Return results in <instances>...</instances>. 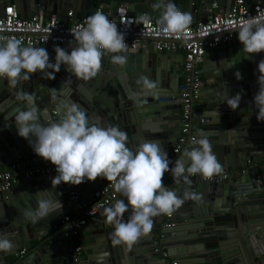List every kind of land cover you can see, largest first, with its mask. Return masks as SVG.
Returning a JSON list of instances; mask_svg holds the SVG:
<instances>
[{
  "label": "water",
  "instance_id": "obj_1",
  "mask_svg": "<svg viewBox=\"0 0 264 264\" xmlns=\"http://www.w3.org/2000/svg\"><path fill=\"white\" fill-rule=\"evenodd\" d=\"M0 1H4L5 5L13 4L18 15L23 18L38 15L49 18L70 8L74 20H79L83 17L82 12H85L84 17H89L98 4H126L128 12L149 15L155 20L160 15V10L154 7L157 0ZM221 1L223 3L224 0ZM226 1L229 7L233 0ZM245 1L249 6L258 2ZM172 2L179 10L189 12L193 16L192 21H195L197 11L203 14L210 0ZM205 20L206 17L201 19L203 22ZM57 46L69 54L73 48L71 45L43 47L49 53L50 63H55L54 48ZM242 49L243 45L239 44L203 56L199 71V94L193 103L197 104L200 114L195 116L192 113V128L205 131L223 171L230 174L242 168V172L230 174L219 182L189 178L190 183L181 180L176 184L171 172L163 176L164 186L174 190L181 198L185 192H195L201 199L198 202L186 200L170 217L169 227L164 226L166 215L153 218L151 232L141 237L130 251L124 245L113 246L110 236L113 227L103 228V224L99 223L94 245H88L86 239L80 240L83 254L91 264H172L171 259L175 264H264V121L257 120L258 109L254 104V96L259 90L257 68L259 61L264 59V52L246 57ZM120 54L127 57V63L123 67L116 65L112 75L108 72L112 64L110 56L102 58V66L108 69L99 75L109 77V82L104 84L95 81L82 85L81 79L66 71L64 65L55 73L54 79H43L42 73L37 72L31 75L29 81L18 84L17 89L9 88L6 80L0 81V168L28 158L32 148L28 140L18 135L14 123L17 110H24L26 106L25 102L15 98L19 90L35 95L41 123L58 121L57 109L65 102L75 103L92 120L98 118L102 126L115 125L126 132L129 148L135 150L139 143L152 140L159 143L167 154L170 153L181 135L178 98L182 90L183 54L177 53L175 56L179 59L168 62L166 66L160 64L161 53L148 48L126 50ZM233 60L235 64L227 68ZM237 71L242 76L240 80L235 76ZM140 76L156 83L155 95H148L142 86L137 85ZM110 78H113L112 81ZM63 84L67 89L61 91ZM237 93L241 95V100L238 109L233 111L225 99ZM41 161L51 163L38 155L33 158L34 163ZM245 163L251 165L243 168ZM56 175L23 180L26 184L31 185L33 182L32 185L38 184L40 187L34 189L30 208L13 199L11 193L14 189L0 194V237H7L14 244L11 252H0V264L72 263L70 241L65 235L68 226L62 223L66 208L64 191L70 185L61 183L53 188L51 181ZM106 181L98 177L94 182L86 180L71 187L86 201ZM43 190H49L43 195L52 200L59 199L63 208L33 224L25 218L24 212L36 209L40 198L37 192ZM117 199L124 197L117 194ZM183 211L191 213L185 219L188 221L186 225L171 227L172 222H179L182 216H176ZM125 215L128 219L130 212ZM192 218L194 220L189 221ZM90 226L87 224L81 228L80 235L86 233ZM158 247L159 252L155 251ZM21 249L26 254L16 257ZM163 250L169 253L170 258L161 257L160 251ZM105 253L106 257L100 261L99 257Z\"/></svg>",
  "mask_w": 264,
  "mask_h": 264
},
{
  "label": "clouds",
  "instance_id": "obj_2",
  "mask_svg": "<svg viewBox=\"0 0 264 264\" xmlns=\"http://www.w3.org/2000/svg\"><path fill=\"white\" fill-rule=\"evenodd\" d=\"M154 7L160 10L156 24L165 32L180 35L192 23L191 14L179 10L172 0H157ZM138 22L147 26L152 18L142 15ZM236 31L246 57L264 52V17L245 20ZM71 33L74 47L70 54L59 46L55 47V63H50L49 53L43 47L25 46L16 38H0V81L6 80L9 88L17 89L18 84L29 81L37 72L42 73L43 79L52 80L62 65L78 79L88 81L101 71L102 58L106 54H110L114 65L123 67L127 63V57L120 54L128 47L125 36L102 12L89 16L84 25L72 29ZM233 61L227 68L235 64ZM257 70L259 90L254 96V104L258 109L257 120L264 121V59L259 61ZM235 76L237 80L242 79L239 71ZM136 83L148 95H155L157 85L154 81L140 76ZM15 98L26 103L24 110L18 109L14 117L18 135L29 141L36 155L55 166L57 175L51 181L53 188L61 183L94 182L99 177L111 182L114 191L124 197L102 212L105 223L114 229L110 234L113 246L124 245L130 251L141 237L151 232L153 218L172 216L186 200L198 202L201 199L195 192H185L181 198L174 190L165 187L162 180L165 173L171 172L173 180L179 184L181 180L190 183L189 178L197 175L203 180H211L223 172V166L202 130L183 151L187 166L184 159H177L170 167L172 161L159 143L145 140L133 150L128 147L126 132L115 125L102 126L98 118L92 120L75 103L65 102L57 109L58 121L41 123L35 95L19 90ZM225 100L235 111L241 95L237 93ZM48 192L38 191L40 198L36 209L24 212L25 218L33 224L62 211L59 199L52 200L43 195ZM126 212H130L127 221L123 219ZM13 248L11 240L0 237V252L8 253ZM106 255L102 254L99 260Z\"/></svg>",
  "mask_w": 264,
  "mask_h": 264
},
{
  "label": "built area",
  "instance_id": "obj_3",
  "mask_svg": "<svg viewBox=\"0 0 264 264\" xmlns=\"http://www.w3.org/2000/svg\"><path fill=\"white\" fill-rule=\"evenodd\" d=\"M220 1L210 0L204 10L206 20L204 22L197 19L192 21L191 25L180 35L163 31L156 24L155 19H152V22L147 26L138 22L139 19L129 15L126 4L116 5L112 10L103 4H98L91 14L102 12L114 22L125 36V42L128 44L127 50L148 48L155 52L183 54L182 90L178 98L181 135L171 148L169 158L171 161L189 146L191 139L195 136L192 133V108L201 83L197 66L203 56L207 52L240 43L236 31L239 24L251 17H264V4L249 6L245 0H233L231 5L226 8ZM87 18L82 17L79 20H74L71 11L66 13L65 18H59L56 15H51L49 18H43L41 15L23 18L18 15L13 4H8L3 7L0 15V38L4 40L16 38L21 40L25 46L71 45L74 47L75 41L71 30L84 25ZM35 156L36 154L31 148L28 158L11 162L0 168V194L8 193L14 183L19 180L56 174L55 166L52 163L45 165L33 163ZM169 173H165L164 176ZM228 176L229 173L222 172L207 181L199 175L190 178L202 182H219L227 179ZM64 193L67 214L63 216L62 223L68 226L65 235L70 241L71 264H87L79 243L80 229L87 224L88 220L102 212L105 207L113 205L117 200L118 193L114 191L112 183L108 181L97 188L86 201L71 186H67ZM170 217L166 215L165 227L170 226ZM105 219L106 217L102 222L104 227H112L105 223ZM123 219L127 220L125 214ZM155 251L159 252L157 249ZM25 253L26 251L22 249L16 257H22ZM160 254L164 258H170L167 251H160ZM172 264L175 262L172 261Z\"/></svg>",
  "mask_w": 264,
  "mask_h": 264
},
{
  "label": "crops",
  "instance_id": "obj_4",
  "mask_svg": "<svg viewBox=\"0 0 264 264\" xmlns=\"http://www.w3.org/2000/svg\"><path fill=\"white\" fill-rule=\"evenodd\" d=\"M228 1H226V0H224L223 1V6L224 7H226L227 8V5H226V3H227ZM256 4H264V2H261L260 0H258V2L256 3ZM5 6H7V5H5L4 4V1H0V15L2 14V8L3 7H5ZM116 5L115 4H113V5H110V6H105L106 8H108V9H110V10H112L114 7H115ZM69 11H71V12H73L72 11V9H70V8H65V9H63V10H61V12L60 13H58V14H53V15H56V16H58L59 18H65V16H66V13L67 12H69ZM84 13L85 12H82V15H83V17H84ZM129 13V15L130 16H132V17H135V18H137V19H139L142 15L141 14H137V13H132V12H128ZM189 13V12H188ZM41 14V13H40ZM40 16V15H39ZM89 16H91V14L89 15ZM193 17V16H192ZM205 17V15H204V13L202 14L201 13V11L200 10H198L197 11V20L198 21H201V19L202 18H204ZM75 17H74V13H73V19H74ZM239 44H241V43H237V44H232V45H230V46H227V47H232V46H235V45H239ZM226 47H223V48H220V49H218V50H215V51H213V53H215L216 51H220V50H223V49H225ZM156 53V52H155ZM158 53H161V60H160V64L162 65V66H166L167 65V63L168 62H170V61H175V60H178L179 59V57L177 56H175L177 53H162V52H158ZM208 53V52H207ZM110 54H106V55H104V57L105 56H109ZM172 59V60H171ZM200 65H201V62L199 63V65L197 66V68L199 69V71H200ZM62 90L61 91H64L65 89H67V87L63 84L61 87H60ZM199 94V93H198ZM194 103V102H193ZM198 108H197V104H193V108H192V113L196 116V115H199L200 113H198ZM202 129H198V128H192V133L196 136V134H197V132L198 131H201ZM203 132H205L204 130H202ZM31 150V149H30ZM183 151L184 150H182L177 156H175V158H174V160L172 161V166H174V163H175V161L177 160V159H184L185 160V164H186V158H184L183 157ZM169 154V155H168ZM167 155H168V158H170V153H168ZM23 159V158H22ZM20 160V159H19ZM14 162V161H13ZM34 163V162H33ZM37 163H40L41 165H45V162L44 161H41V162H37ZM36 164V163H35ZM251 164L250 163H245L244 164V166H243V168H245V167H248V166H250ZM223 172H226V171H223ZM242 172V168H239L238 170L236 169V170H234V171H232V172H230V174H240ZM229 174V175H230ZM229 177V176H228ZM32 179H38V177H33ZM23 180H19V181H17L16 183H14V185L12 186V188L11 189H14V192L13 193H11L12 194V196H13V199H15V201H17V202H19L20 204H25L28 208H30L31 206H32V200H31V196L34 194V189L36 190V189H38V188H40L39 186H37L36 184H33L32 185V183H31V185L30 184H26V182H24ZM29 185V186H28ZM70 185V184H69ZM71 186V185H70ZM75 189V188H74ZM76 190V189H75ZM65 206H66V204H65ZM64 213H65V215L67 214V207L66 208H64ZM190 212H188V211H183V212H180L177 216H176V218H179L180 216H182L181 217V219L180 220H178L179 222H172L171 223V227H177V226H185L186 225V223L188 222V221H185V219H187V217H189L190 216ZM104 215H102V212H100L95 218H93V219H90V220H88V222H87V224H89V225H91L90 227L91 228H88L87 229V231H86V233H84V234H81V235H79V243H80V240L81 239H86V243L88 244V245H90V246H92V245H94V242L96 241V239H97V237H96V228H97V226H99V223H102L103 222V220H104ZM194 219L192 218L191 220H189V221H193ZM86 224V225H87ZM85 225V226H86ZM103 228H106V227H104V224H103ZM104 238V237H103ZM159 247H158V251H159ZM22 250V249H21ZM20 250V251H21ZM202 250V249H201ZM19 251V252H20ZM18 252V253H19ZM84 253V252H83ZM26 254V253H25ZM24 254V255H25ZM97 254L98 253H96L94 256L96 257L97 256ZM162 257V256H161ZM84 258H85V261L87 262V264H91V262H90V260L86 257V255H84ZM164 258V257H163ZM172 261H174L173 259H171V263H172ZM178 262V261H177Z\"/></svg>",
  "mask_w": 264,
  "mask_h": 264
},
{
  "label": "flooded vegetation",
  "instance_id": "obj_5",
  "mask_svg": "<svg viewBox=\"0 0 264 264\" xmlns=\"http://www.w3.org/2000/svg\"><path fill=\"white\" fill-rule=\"evenodd\" d=\"M110 56V55H109ZM104 57V56H103ZM106 57H108V56H106ZM110 66V68H109V73L111 72V75L112 74H114L115 73V71H116V65H114V64H110L109 65ZM107 69H108V67H107ZM107 69H104V67L102 66V68H101V71L98 73V75L96 76V77H94V78H92V79H90V80H88V81H84V80H81V84L82 85H84L85 83H88V82H97V83H99V84H104V83H106V82H109V77L108 76H104L103 74H102V76H100L99 74L101 73V72H105V70H107ZM110 75V74H109ZM114 78V77H113ZM113 78H110V80L112 81V79ZM74 82H76V81H74Z\"/></svg>",
  "mask_w": 264,
  "mask_h": 264
}]
</instances>
